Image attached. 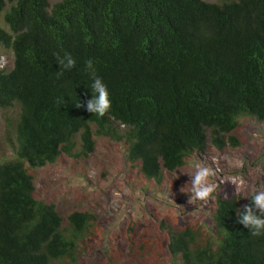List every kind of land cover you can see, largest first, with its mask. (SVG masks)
<instances>
[{
    "label": "trees",
    "instance_id": "trees-1",
    "mask_svg": "<svg viewBox=\"0 0 264 264\" xmlns=\"http://www.w3.org/2000/svg\"><path fill=\"white\" fill-rule=\"evenodd\" d=\"M0 14V47L14 56L0 71V108L20 109L17 157L0 163V264L76 263L90 231L91 214L65 221L36 197L29 169L77 158L78 146L87 156L108 137L161 183L209 145L238 148L242 118L264 122V0H0ZM57 53L75 68L60 73ZM89 59L111 93L103 117L74 104L93 98ZM215 205L213 234L172 232V256L264 264V235L237 223L240 198Z\"/></svg>",
    "mask_w": 264,
    "mask_h": 264
},
{
    "label": "rangeland",
    "instance_id": "rangeland-1",
    "mask_svg": "<svg viewBox=\"0 0 264 264\" xmlns=\"http://www.w3.org/2000/svg\"><path fill=\"white\" fill-rule=\"evenodd\" d=\"M57 1L50 0L52 5ZM0 27L7 29L2 14ZM0 53L9 54L5 68L9 71L13 53L1 47ZM19 116L18 106L0 108V163L17 157ZM117 128L120 133L124 130ZM237 135L238 148L220 151L209 145L204 154L188 159L220 170L215 198L207 202L189 204L190 194L180 191L190 182V177L181 173L191 171L187 162L172 173H164L158 183L141 173L140 164L127 161V146L116 138H97L94 151L87 156L78 146L77 158L63 155L55 163L29 169L36 197L54 204L65 221L76 211L93 216L76 263L59 264H181L168 250L172 232L191 227L212 235L216 198L239 197L246 205L256 191L264 190V122L242 118ZM229 177L242 182L238 192L227 182Z\"/></svg>",
    "mask_w": 264,
    "mask_h": 264
},
{
    "label": "clouds",
    "instance_id": "clouds-1",
    "mask_svg": "<svg viewBox=\"0 0 264 264\" xmlns=\"http://www.w3.org/2000/svg\"><path fill=\"white\" fill-rule=\"evenodd\" d=\"M55 57L56 62L61 66L60 73L65 70H71L76 66L77 61L70 54L65 53L64 56H60L57 53ZM8 63L9 54L0 53V71L4 70ZM85 68L93 81L91 85L93 98L88 100L86 104L78 100L74 103L75 107L84 108L89 113L103 117L112 108L111 93L102 78L96 74L93 60L85 61ZM187 166L191 171L181 173L188 175L190 182L186 186H182L180 191L190 194L188 203L193 204L194 201L207 202L210 199H214V194L219 187L217 177L220 170L194 159L188 160ZM228 181L236 186V192H238L242 182H238L235 177H229ZM189 184L190 188L187 187ZM250 201V204H246L242 209L236 210L237 223L250 229L251 236H262L264 235V190L256 191L250 197Z\"/></svg>",
    "mask_w": 264,
    "mask_h": 264
}]
</instances>
